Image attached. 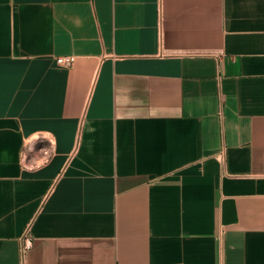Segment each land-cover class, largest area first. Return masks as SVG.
I'll use <instances>...</instances> for the list:
<instances>
[{
  "label": "crops",
  "instance_id": "crops-1",
  "mask_svg": "<svg viewBox=\"0 0 264 264\" xmlns=\"http://www.w3.org/2000/svg\"><path fill=\"white\" fill-rule=\"evenodd\" d=\"M0 264H264V0H0Z\"/></svg>",
  "mask_w": 264,
  "mask_h": 264
},
{
  "label": "built area",
  "instance_id": "built-area-1",
  "mask_svg": "<svg viewBox=\"0 0 264 264\" xmlns=\"http://www.w3.org/2000/svg\"><path fill=\"white\" fill-rule=\"evenodd\" d=\"M55 61H56L57 65H59V66L69 67V66L72 65V63L74 61V57L71 56V55L58 56V57H56ZM20 239L22 241L21 252L25 253L32 246V236H31V233H30V224H28L24 228Z\"/></svg>",
  "mask_w": 264,
  "mask_h": 264
}]
</instances>
